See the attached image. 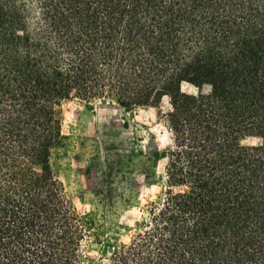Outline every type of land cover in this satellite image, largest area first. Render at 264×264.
<instances>
[{
  "label": "trees",
  "instance_id": "16d2710c",
  "mask_svg": "<svg viewBox=\"0 0 264 264\" xmlns=\"http://www.w3.org/2000/svg\"><path fill=\"white\" fill-rule=\"evenodd\" d=\"M101 100L170 134L125 241L124 197L80 214L51 163ZM89 263L264 264V0H0V264Z\"/></svg>",
  "mask_w": 264,
  "mask_h": 264
},
{
  "label": "rangeland",
  "instance_id": "374dc122",
  "mask_svg": "<svg viewBox=\"0 0 264 264\" xmlns=\"http://www.w3.org/2000/svg\"><path fill=\"white\" fill-rule=\"evenodd\" d=\"M166 108L164 102L162 109ZM58 114L67 139L51 163L69 199L80 214L95 212L101 220L106 213L102 193L108 188L116 190L124 198L116 205L114 221L126 227L119 230L118 238L127 240L139 210L163 190L165 160L161 152L169 146L170 134L158 111H126L101 100L66 102ZM97 256L91 253L89 257Z\"/></svg>",
  "mask_w": 264,
  "mask_h": 264
}]
</instances>
